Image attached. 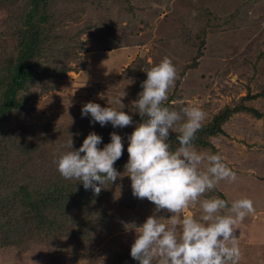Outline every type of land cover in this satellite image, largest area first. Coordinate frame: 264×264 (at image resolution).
Segmentation results:
<instances>
[{"label":"rangeland","instance_id":"374dc122","mask_svg":"<svg viewBox=\"0 0 264 264\" xmlns=\"http://www.w3.org/2000/svg\"><path fill=\"white\" fill-rule=\"evenodd\" d=\"M50 4L57 30L68 37L80 34L88 52L79 51V58L70 59L66 73L48 72L30 91L32 106L27 113L0 122V130L23 147L37 146L31 157L27 154L29 162L22 169L31 177H61L55 160L66 150V142L72 138L73 148H78L94 131L90 116L81 115L87 102L108 106V100L124 91L123 111L142 122L133 109L138 83L146 78L143 69L165 56L178 73L166 103L177 110L198 106L206 113L205 122L248 92L264 91V0H52ZM11 10L0 2V62L6 50L17 44L12 34V20L17 18L12 13V20L7 21ZM53 84L56 88L50 87ZM246 103L262 117L236 113L224 125L225 133L211 138L215 150L196 149L219 152L237 174L235 181H221L215 190L224 192L228 200L249 197L254 201L255 211L236 229L239 264H264L263 246H259L264 243V225L259 221L264 218V94ZM170 143L178 146L173 137ZM116 183L117 187H109V200L98 214H90L99 225H93V236L37 239L28 249L1 247L0 264H128L135 232L126 231L124 223L142 224L155 205L130 196L127 175L118 177ZM205 195L202 199L210 197ZM102 209L105 221L99 224ZM184 214L197 216L198 203ZM157 215L168 218L171 214L161 210ZM56 244L66 251L56 248L54 252Z\"/></svg>","mask_w":264,"mask_h":264},{"label":"clouds","instance_id":"9594fccd","mask_svg":"<svg viewBox=\"0 0 264 264\" xmlns=\"http://www.w3.org/2000/svg\"><path fill=\"white\" fill-rule=\"evenodd\" d=\"M141 82V91L133 109L143 118L127 136L128 159L123 172L114 167L123 150L117 132L99 147L102 136L90 132L78 148L70 138L55 160L57 171L65 180L82 182L85 190L98 194L106 184L127 175L132 195L155 205L153 213L142 224L125 222V230H134L130 256L138 264H239L241 250L235 233L238 224L255 211L249 197L227 200L217 196L203 198L217 189L221 181L233 182L237 174L219 152L198 151L194 146L206 113L195 105L179 110L167 106L168 94L178 77L176 65L165 56L152 65ZM107 101L108 106L87 102L82 116L90 123L113 128L133 124L132 116L123 111L122 97ZM110 104L120 105V108ZM170 132L176 133L177 147L170 143ZM199 205V214H184ZM165 210L168 218L157 215Z\"/></svg>","mask_w":264,"mask_h":264},{"label":"trees","instance_id":"16d2710c","mask_svg":"<svg viewBox=\"0 0 264 264\" xmlns=\"http://www.w3.org/2000/svg\"><path fill=\"white\" fill-rule=\"evenodd\" d=\"M0 2L12 9L7 21L12 20V13L17 18L12 20L13 25L15 24L12 34L17 37V44L14 49L6 50L2 63L0 62V122H5L30 110L33 97L29 93L41 79L47 77L48 72L52 71L59 75L66 73L70 68L69 60L79 58L80 52L88 50L85 43L79 40L80 34L68 37L63 31L57 30L54 14L50 9L52 0H0ZM85 66L86 62L83 68ZM143 80L138 83V93L142 90ZM56 85L50 87L56 88ZM263 94L264 91L254 95L248 92L204 122L194 141L195 148L215 150L211 138L224 134V125L236 113L252 112L261 118V114L246 102ZM138 123L140 122L133 120V124L123 128H113L110 123L104 126L98 122L89 125L102 136L99 147L109 142L111 132L121 135L124 147L121 157L114 163L119 172H123V166L128 159L127 136ZM176 135L170 132V140L173 137L174 141H177ZM35 150L37 146L29 150V145L23 147L14 136L0 130V248L7 246L28 249L32 240L50 238L62 240L64 237L71 239L76 237L74 234H79L76 237L78 239L93 236L92 233L99 225L96 226L90 214L97 215L103 202L109 200L112 191L109 187H117L115 181L106 184L98 194H95L91 189L85 190L82 182L74 179L65 180L60 177L40 180L31 177L22 169L27 166L28 157H31ZM130 196H133L132 192ZM130 196L126 197L131 198ZM207 196L227 199L219 190ZM103 212L102 209L99 224L104 220ZM68 241L71 240L64 242ZM56 245L58 247H54V252L56 248L59 249L57 251H66ZM128 261V264H138L130 257Z\"/></svg>","mask_w":264,"mask_h":264},{"label":"crops","instance_id":"0c3cea01","mask_svg":"<svg viewBox=\"0 0 264 264\" xmlns=\"http://www.w3.org/2000/svg\"><path fill=\"white\" fill-rule=\"evenodd\" d=\"M130 61H131V60H130ZM130 61H129V62H130ZM223 193H224V192H223ZM263 208H264V207H263ZM257 217H258V216L256 215V219H257ZM259 219H260L259 221L263 223L262 225H264V218H259ZM257 221H258V220H257ZM240 231H241V230H240ZM241 232H244V231H241ZM235 236L240 237V235H239L238 233H237V234L235 233ZM238 243H239V242H238ZM249 245H251V244H249ZM252 246H255V245H251V247H252ZM259 246H260V247L263 246L262 249H261V252L264 253V243L261 244V245H259Z\"/></svg>","mask_w":264,"mask_h":264}]
</instances>
